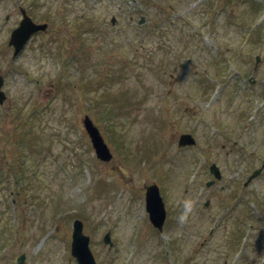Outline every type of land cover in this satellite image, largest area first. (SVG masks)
I'll list each match as a JSON object with an SVG mask.
<instances>
[{"label":"rangeland","instance_id":"obj_1","mask_svg":"<svg viewBox=\"0 0 264 264\" xmlns=\"http://www.w3.org/2000/svg\"><path fill=\"white\" fill-rule=\"evenodd\" d=\"M2 5L0 23L5 13L16 15L15 0ZM65 5L38 0L49 31L18 57L0 51L7 95L0 105V264H16L21 252L27 264H77L69 246L74 218L99 264H230L234 236L252 219L250 244L236 263L264 264V205L257 220L244 212L247 201L264 202V172L242 188L264 157V110L246 119L264 105V62L258 73L252 68L255 55L264 61V0ZM236 69L244 76H234ZM206 74L212 89L204 87ZM217 92L207 107L208 93ZM85 114L112 151L108 163L93 154ZM180 132L194 135L195 148L177 146ZM211 162L222 177L206 186ZM156 181L168 205L161 232L142 196V184ZM107 230L112 247L101 239Z\"/></svg>","mask_w":264,"mask_h":264},{"label":"water","instance_id":"obj_2","mask_svg":"<svg viewBox=\"0 0 264 264\" xmlns=\"http://www.w3.org/2000/svg\"><path fill=\"white\" fill-rule=\"evenodd\" d=\"M1 85V79H0ZM3 93L0 91V100L3 98ZM84 124L87 131L90 134L93 147L97 153V157L102 159H109V150L106 144L103 142L102 137L98 133L96 127H94L91 121L86 117L84 119ZM190 141H193L190 138L189 134H182L179 139V144H188ZM162 201L160 196L158 195V190L156 185L151 184L146 189V208L149 211V216L151 222H153L154 226H157L161 229L162 222L164 219V209L162 205ZM73 232H72V254L76 256L77 260L81 264H96L92 253L88 247V236L82 233V223L80 220L76 219L73 222ZM105 242H110L109 234L106 233L104 236ZM24 255H21L18 258L19 264H25Z\"/></svg>","mask_w":264,"mask_h":264},{"label":"flooded vegetation","instance_id":"obj_3","mask_svg":"<svg viewBox=\"0 0 264 264\" xmlns=\"http://www.w3.org/2000/svg\"><path fill=\"white\" fill-rule=\"evenodd\" d=\"M68 1L69 0H60L61 7H62V5H65V3H67ZM33 3L27 7H23L20 4H18V6L16 5L17 8H14V12L16 13V15L14 13L12 14V12L5 13V15L3 17L4 23H0V51H7V50L13 51L15 49V46L11 45V41H10L9 37H11L12 31L17 26H19V23L22 19V17H21L22 16V13H21L22 9L31 17V19L34 22H41L40 17H38V15H37V11L34 9ZM75 3H76V1H75ZM0 7H1V3H0ZM69 8H76V7L65 5V9H69ZM69 13H71V14L74 13V15H76L77 11L74 10V11H71ZM0 16H1V13H0ZM0 20H2V19L0 18ZM47 23H48V28H49L50 21H48ZM48 28H46V30H44V29L40 30L39 29L38 31L34 32L26 40L23 47H21V50L22 51L27 50L29 48V43L34 38V36H37V35L40 36L42 33H45ZM14 40L18 44V42H19V41H17L18 39L15 38ZM233 142L237 143V140L233 139ZM258 205H264V202L259 203Z\"/></svg>","mask_w":264,"mask_h":264}]
</instances>
